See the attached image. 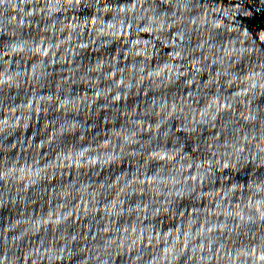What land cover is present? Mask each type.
I'll return each instance as SVG.
<instances>
[{
    "label": "clouds",
    "instance_id": "9594fccd",
    "mask_svg": "<svg viewBox=\"0 0 264 264\" xmlns=\"http://www.w3.org/2000/svg\"><path fill=\"white\" fill-rule=\"evenodd\" d=\"M264 0H0V264H264Z\"/></svg>",
    "mask_w": 264,
    "mask_h": 264
},
{
    "label": "water",
    "instance_id": "95a60500",
    "mask_svg": "<svg viewBox=\"0 0 264 264\" xmlns=\"http://www.w3.org/2000/svg\"><path fill=\"white\" fill-rule=\"evenodd\" d=\"M250 25L255 28L264 26V15H258L255 19L249 21Z\"/></svg>",
    "mask_w": 264,
    "mask_h": 264
}]
</instances>
